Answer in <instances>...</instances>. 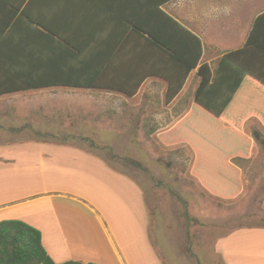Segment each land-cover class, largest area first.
I'll use <instances>...</instances> for the list:
<instances>
[{"label": "crops", "instance_id": "1", "mask_svg": "<svg viewBox=\"0 0 264 264\" xmlns=\"http://www.w3.org/2000/svg\"><path fill=\"white\" fill-rule=\"evenodd\" d=\"M20 1L0 0V25L10 26L2 41L15 42L17 24L30 37V31L25 29L33 26L23 12L30 5L33 17H41L45 25L55 30V43L66 46L37 56L0 52V64L25 60L23 63L28 65L22 69L26 73L86 74L88 80L94 76L102 78L105 86L54 85L0 95V222L19 219L38 228L44 247L57 263L81 260L97 264H168L154 237L156 228L142 183L75 140L105 143L132 131L133 113L129 123L125 121L130 127H118L109 115L96 109L108 104L99 96H118L114 102L117 107L144 106L150 100L138 96L149 88L152 93L163 92L161 105L170 107L188 104L185 98L193 90L188 108L158 135L172 128L192 107L202 80L199 68L208 64L215 70L226 52L241 48L254 19L264 8L253 18L238 11V17L211 18L204 16L225 10L233 13V8L216 12L205 8L201 12L191 7L194 0H169L160 6L203 43L199 65L189 73L181 91L168 101L169 81L157 75L147 77L134 95L110 86L119 85L131 74L137 77L168 66V49L137 27L146 24L158 29L153 22L155 17H162L168 24L157 7H150L144 0H26L16 15ZM39 29L50 33L44 26ZM164 29L167 44L174 45L172 30ZM42 37L41 41H54ZM180 43L185 45L184 41ZM80 49L83 56L79 55ZM80 57L86 63H80ZM15 69L8 68L12 73L19 72ZM235 71L229 65L220 67L217 99L228 108H239L248 117L243 128L254 141L246 126L257 123L264 129L255 117H264V88L251 76L239 81ZM3 73L0 68V75ZM237 84L239 89H235ZM172 113L167 119L174 118ZM155 117L160 122L161 116ZM251 157L253 150L248 159ZM236 166L242 171L238 163ZM222 239L215 244V250L223 264H264V226L240 227Z\"/></svg>", "mask_w": 264, "mask_h": 264}, {"label": "trees", "instance_id": "2", "mask_svg": "<svg viewBox=\"0 0 264 264\" xmlns=\"http://www.w3.org/2000/svg\"><path fill=\"white\" fill-rule=\"evenodd\" d=\"M144 1L150 7L159 9L169 0H158L155 1L156 3L150 0ZM25 2L26 0H21L16 4V15ZM29 6L23 12L29 16L33 26L25 29V32L30 31L28 35L30 37H27V34L24 35L23 28L17 24L15 42L9 43L7 39L2 41L4 33L10 26L9 23L1 24L0 52H9L16 56H37L42 52H55L59 46H66L55 43V30L45 25L40 19L41 17L34 18ZM157 11L160 16L168 20V24L167 21L161 19L162 17H155L153 22L156 21L155 26L158 29L149 28L146 24H138L137 27L141 32L149 35L153 40L161 42L168 49L166 51L168 58L165 60L168 66L163 71L145 72L137 77L131 74L119 85L111 83L110 86L117 87L119 91L128 95H134L147 77L157 75L169 81L166 98L170 101L181 91L189 73L199 65L203 55V43L198 35L183 26L178 20L162 9ZM36 25L38 28L35 27ZM40 26L49 29L50 33L39 29ZM164 28L172 30L174 40H176L174 45L167 44ZM43 35L47 36L48 40L54 41H41ZM182 41L185 42V45L180 43ZM68 45L72 46V42ZM79 55L83 56L84 51L80 49ZM80 58V63H86L87 60L84 57ZM16 61H18L16 64H0V68L4 70V73L0 75V95L54 85L81 87H103L102 85H104L102 78L94 76L88 80L86 74L59 76L26 73V70L22 69L28 65L23 63L25 60L15 59L14 62ZM35 62H38L37 59ZM32 65L35 64L32 63ZM224 65L232 66L236 70L239 81L251 76L259 86L264 88V11L254 19L245 44L237 50L226 52L220 60L219 68L212 70L208 64H203L199 68L198 74L202 80L195 91L190 111L172 128L161 132L158 139L167 146L180 143L189 144L195 153L191 173L213 195L233 199L240 194L242 189L241 173L234 161L250 157L252 139L246 135L243 128L248 117L243 116L238 110L239 108H228L224 105V101L217 99L219 93L215 90L216 83L220 75V67L222 68ZM15 67V70L19 72L12 73V70H8V68ZM239 88L240 85L237 84L235 89ZM220 95L223 98V94ZM255 117L264 126V117L260 114ZM254 134L256 137L259 136L258 133ZM0 264L97 263L81 260L57 263L44 247L42 233L38 228L23 220L7 219L0 222Z\"/></svg>", "mask_w": 264, "mask_h": 264}, {"label": "rangeland", "instance_id": "3", "mask_svg": "<svg viewBox=\"0 0 264 264\" xmlns=\"http://www.w3.org/2000/svg\"><path fill=\"white\" fill-rule=\"evenodd\" d=\"M194 1L191 7L201 12L233 8V13L225 10L204 16L211 18L238 17L244 12L253 18L264 8V0ZM191 95L193 90L189 92L190 98ZM163 97V92L152 93L147 88L138 96L150 100L144 106L117 107L114 102L118 96H99V100L108 104L96 109L105 112L104 116L109 115L114 125L121 127L125 121L129 123L133 113L132 131L129 129L124 132L125 137L105 143L75 141L142 183L156 228L153 235L168 264H223L215 250L218 241L222 242V238L240 227L264 226V129L257 123L247 124L246 132L254 138L253 157L234 161L242 168L239 169L241 192L233 199L221 198L210 193L191 173L195 153L189 144L167 146L158 139V132L171 126L190 103L189 97H184L188 104L167 107L161 105ZM123 111H127V116ZM171 112L174 118L167 119ZM157 114L161 116L160 122H156Z\"/></svg>", "mask_w": 264, "mask_h": 264}]
</instances>
